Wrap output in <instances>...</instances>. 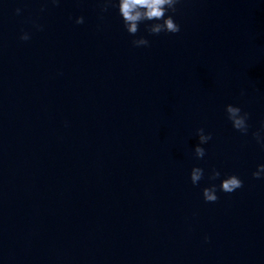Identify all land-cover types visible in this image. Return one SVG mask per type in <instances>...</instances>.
I'll return each instance as SVG.
<instances>
[{
    "label": "water",
    "instance_id": "1",
    "mask_svg": "<svg viewBox=\"0 0 264 264\" xmlns=\"http://www.w3.org/2000/svg\"><path fill=\"white\" fill-rule=\"evenodd\" d=\"M103 3L0 0V264H264V0H180V32L135 36Z\"/></svg>",
    "mask_w": 264,
    "mask_h": 264
},
{
    "label": "clouds",
    "instance_id": "2",
    "mask_svg": "<svg viewBox=\"0 0 264 264\" xmlns=\"http://www.w3.org/2000/svg\"><path fill=\"white\" fill-rule=\"evenodd\" d=\"M58 0H53V3ZM180 3V0H118V10L122 17L124 27L126 31L135 36L139 31V25L147 21H155L153 23H145V29L149 34L158 35L160 33H178L180 32V25L177 24L173 18V15L169 13L176 12V5ZM115 7L116 4L113 0H104L101 8L102 12L108 11V8ZM19 13L20 9L16 10ZM77 24L84 23V17L80 16L76 18ZM30 38L28 33L21 35V40H28ZM133 46H148L149 41L141 36L132 41ZM243 94V93H242ZM227 118L231 121L234 129L238 130L241 134L247 135L249 131V125L247 123L249 119V113L243 112L238 106L228 104L225 107ZM197 135L199 138V144L195 146L194 152L197 158H203L205 156V149L200 145L206 144L212 137L211 134H205L203 128L197 129ZM257 143H260L264 147V126L256 132L252 133ZM258 170L253 172L254 178H260L261 173L264 172V164L258 165ZM221 173L213 169L209 179L215 180L219 178ZM204 170L200 167H193L190 174V179L193 185H197L203 178ZM243 186V182L236 175H229L221 181L220 190L225 193H232L236 189ZM217 186L212 184L209 187L203 188V198L206 202H215L218 199L216 194ZM207 239V237L205 238Z\"/></svg>",
    "mask_w": 264,
    "mask_h": 264
}]
</instances>
